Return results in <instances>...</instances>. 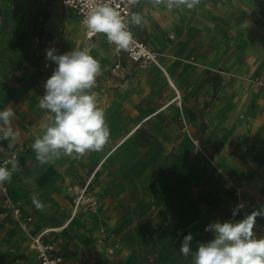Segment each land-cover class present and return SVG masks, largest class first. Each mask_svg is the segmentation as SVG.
<instances>
[{"label": "crops", "instance_id": "1", "mask_svg": "<svg viewBox=\"0 0 264 264\" xmlns=\"http://www.w3.org/2000/svg\"><path fill=\"white\" fill-rule=\"evenodd\" d=\"M47 8L66 12L72 40L35 39ZM134 14L141 16L139 25L132 23ZM132 16L136 34L160 52L161 66L140 69L125 55L119 85L107 69L113 45L104 34L91 44L83 41L73 8L58 0H0V111H15L17 133L12 148L0 140V166L11 169L18 162L4 184L21 207L18 217L0 190V264H41L20 223L29 216L32 234L49 230L44 240L64 257L62 264H194L199 244L214 238L208 225L235 223L239 204L250 213L264 208V84L241 85L242 76H264V0H201L193 9L137 0ZM49 49L87 50L101 63L102 77L85 90L96 95L110 129L101 152L81 157L60 150L48 163L36 160L31 145L54 117L38 107L56 67L46 60ZM180 111L189 115L195 134L202 124L204 153L181 134ZM159 112L169 121L148 138L141 127ZM13 152L17 159L3 164ZM97 166L93 187L100 204L95 213L80 207L73 215L68 188ZM227 172L240 195L225 186ZM33 195L43 211L33 205ZM257 218L261 226L254 233L264 238V216ZM189 234L191 251L184 256L180 248Z\"/></svg>", "mask_w": 264, "mask_h": 264}, {"label": "clouds", "instance_id": "2", "mask_svg": "<svg viewBox=\"0 0 264 264\" xmlns=\"http://www.w3.org/2000/svg\"><path fill=\"white\" fill-rule=\"evenodd\" d=\"M136 2L130 0V3ZM155 2L159 4L163 0ZM200 2L169 0V6L175 3L193 9ZM118 8L119 5L112 6L111 0H92L83 23L90 37L104 34L107 42L114 44L115 51L120 53L129 49L133 34L127 30ZM132 23L139 25L141 16L134 14ZM46 60L56 67L43 85L45 92L38 107L47 109L54 117L51 124L44 125L46 131L43 136L35 138L31 145L36 160L41 164L48 163L52 157H60V150L66 156L76 153L81 157L89 151L101 152L110 139V129L105 112L98 107L96 95L85 91L96 83L101 63L87 50L56 54L55 49H49ZM15 115L11 107L0 111V140L10 141L9 148L14 146L17 137L12 128ZM16 171L18 162L12 163L11 169L0 166V184L10 182ZM31 199L36 209L43 211L42 202L35 195ZM238 209L239 206L233 211V216ZM258 216H264V208L253 211L239 222L208 225L205 231L213 232L214 238L199 244L194 253V264H264V238H257L254 233ZM192 240L191 234L184 237L180 248L182 255H189Z\"/></svg>", "mask_w": 264, "mask_h": 264}, {"label": "built area", "instance_id": "3", "mask_svg": "<svg viewBox=\"0 0 264 264\" xmlns=\"http://www.w3.org/2000/svg\"><path fill=\"white\" fill-rule=\"evenodd\" d=\"M61 4L70 6L73 8L77 15L80 17L84 35L87 40H93L95 36H89L87 27L83 23L85 16L91 6L92 0H58ZM112 6L119 5L118 10L121 12L122 19L127 25V30H129L133 34V41L127 51H121L117 53L114 48V59L112 65L110 67V73L113 79L119 80L122 77V71L124 68L123 65V56H127L132 61L136 62L142 67H147L151 64H156L161 66L160 64V52L158 50L152 49L148 46V44L142 40L135 32L132 23H131V16L133 10V3H130V0H111ZM163 68V67H161ZM264 84V76L256 75V76H242L241 77V85L247 89H256L259 86ZM184 122V129L187 130L188 134L193 139L195 143V148L197 151L205 152L204 148L201 146V142L198 139H195L188 126V120L183 116ZM18 154L13 152L11 155L7 156L3 161V164H8L9 162L15 161L17 159ZM98 171V167H96L89 175L82 182L73 183L71 186V193L73 198V215H75L80 207H84L87 211L95 213L97 207L99 205V197L95 190H93L94 180L96 178ZM225 177V186L231 190H233L237 195L241 194V190L239 186L234 182L231 175L227 172L224 173ZM0 190L6 194L3 204L8 208L11 209L12 212L16 216H20L21 214V207L18 203L12 201L7 196V185L0 184ZM239 206L240 217L235 221L239 222L246 215L251 214L248 212L241 204ZM32 216L27 217L25 220H21L20 223L24 228H27V231L30 233L32 238L33 248L36 250L38 257L40 259L41 264H62L64 261V257L62 255L56 254L54 255L52 252L55 250V246L51 242H46L44 240V236L49 230H42L37 234H32L29 228V223L32 221ZM260 222L258 218H256V224L254 230L259 228Z\"/></svg>", "mask_w": 264, "mask_h": 264}, {"label": "rangeland", "instance_id": "4", "mask_svg": "<svg viewBox=\"0 0 264 264\" xmlns=\"http://www.w3.org/2000/svg\"><path fill=\"white\" fill-rule=\"evenodd\" d=\"M65 14H66V12L64 10L60 14H55L54 10H52L50 8H47V10L45 11V13L43 15V19H42L44 25L42 26V29L38 30L37 33L35 34V39H37V40H48V41L53 42L54 44H57V42H60V41L72 40L73 36L71 35V33L68 31V29L66 27L67 22L65 20L66 19ZM39 25H41V21H39V23L37 24V26H39ZM81 25H82V23H81ZM82 31H83V28H82ZM82 40L86 41V42H90V44L93 41H97V39L87 40L85 38L84 32H82ZM111 59H114V58H112V56H111ZM137 65L138 66H136V67H138L140 69L141 68L145 69V68L150 66L149 65L147 67H142L139 64H137ZM108 67L109 68H107V69L110 70L111 62L109 63ZM101 77H102V73H100L99 79ZM123 79H119V81L121 82ZM120 82H118V80H116V79L113 80V84H115V83L119 84ZM190 115H192V114H190ZM183 116L188 120V126H189V129L191 131L192 136L195 139H198L201 142V146L205 149L206 147H205V143H204L203 137H202V131H203L202 124H201V126H199V127H201V128H199V131H198L199 133L195 134L194 129H192V125H191V123L189 121V115H186V114L182 113V111H180L179 116L177 117V120L179 121L180 126H181V129H180L181 134L182 135H187V136L190 137V139L192 140L193 149H194L195 152L203 153L201 151H197L196 150L195 143L193 142V139L188 134L187 130L184 129ZM168 121H169L168 117L165 114H163L162 112H159L157 114L152 115L147 120H145V122L143 123L141 129L144 130V132H145V134L147 135L148 138L157 137L160 134L162 128L165 125H167ZM93 170H91L89 172V174ZM85 178H86V176H85ZM68 190H69L68 193H69V195H70V197L72 199L71 201H72V204H73V198H72V193H71V187L70 186H69ZM93 190H95L94 187H93ZM97 196L99 197V193H97ZM100 201L101 200H100V197H99V204H100ZM90 213H92V212H90ZM100 232H101L102 236L105 235L104 234V232H105L104 228H101ZM105 238L106 237L103 236L101 238V240H104ZM109 251L112 252L113 248H110Z\"/></svg>", "mask_w": 264, "mask_h": 264}]
</instances>
